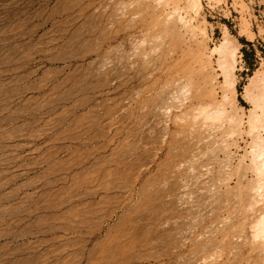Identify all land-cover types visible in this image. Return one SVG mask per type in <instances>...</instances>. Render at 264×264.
<instances>
[{
  "label": "rangeland",
  "instance_id": "obj_1",
  "mask_svg": "<svg viewBox=\"0 0 264 264\" xmlns=\"http://www.w3.org/2000/svg\"><path fill=\"white\" fill-rule=\"evenodd\" d=\"M262 96L264 0H0V264H264Z\"/></svg>",
  "mask_w": 264,
  "mask_h": 264
},
{
  "label": "bare ground",
  "instance_id": "obj_2",
  "mask_svg": "<svg viewBox=\"0 0 264 264\" xmlns=\"http://www.w3.org/2000/svg\"><path fill=\"white\" fill-rule=\"evenodd\" d=\"M227 47V40H224V42L222 43V45L217 49L219 52H221V51H224L225 50V48ZM227 53V52H226ZM223 61V60H222ZM225 66V65H224ZM224 68V67H223ZM225 69V68H224ZM223 69V70H224ZM226 73V72H225ZM262 97H264V96H262ZM260 98V97H259ZM262 100V99H261ZM260 101V100H259ZM262 101H264V100H262ZM262 104H264V103H262ZM262 110V109H261ZM214 114H216V113H214ZM213 114V115H214ZM253 116V115H252ZM210 117V116H209ZM212 117V116H211ZM261 125V124H260ZM255 129V128H254ZM253 145V144H252ZM262 145V144H261ZM257 147V146H256ZM261 151V150H260ZM258 152V151H257ZM255 155V154H254ZM256 156V155H255ZM258 158H259V160H261L262 161V159H264V154H261L260 153V156H258ZM258 160V161H259ZM260 161V163H259V166H258V168H257V170H258V173H260V174H262V175H264V163H262ZM261 224L262 225H264V216H262V218H261ZM259 222V223H260ZM260 225V224H259Z\"/></svg>",
  "mask_w": 264,
  "mask_h": 264
}]
</instances>
